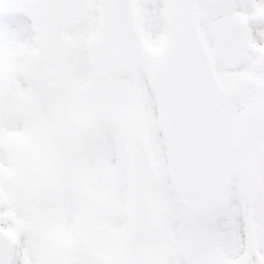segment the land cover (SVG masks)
<instances>
[{
    "label": "snow or ice",
    "instance_id": "snow-or-ice-1",
    "mask_svg": "<svg viewBox=\"0 0 264 264\" xmlns=\"http://www.w3.org/2000/svg\"><path fill=\"white\" fill-rule=\"evenodd\" d=\"M0 264H264V0H0Z\"/></svg>",
    "mask_w": 264,
    "mask_h": 264
}]
</instances>
